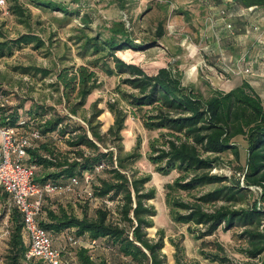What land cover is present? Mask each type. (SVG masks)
Returning a JSON list of instances; mask_svg holds the SVG:
<instances>
[{"label": "trees", "instance_id": "16d2710c", "mask_svg": "<svg viewBox=\"0 0 264 264\" xmlns=\"http://www.w3.org/2000/svg\"><path fill=\"white\" fill-rule=\"evenodd\" d=\"M117 1L123 9L130 0ZM6 3L12 14L29 28L33 12L28 4L60 9L65 22H71L74 14L80 15L79 9H68L52 0H6ZM255 4L264 7V0H235L238 7ZM81 22V33L74 39L79 43V55L86 61L63 66L50 84L60 93L58 103L64 102L68 113L52 112L42 102L31 105L28 115L24 116L20 112L24 105L15 109L0 105L1 125L15 126L26 132L37 128L41 133L40 138L33 139L26 159L27 163L36 165V181L64 184L77 176L80 187L85 188V177L90 173L93 193L102 200L95 215L90 216L87 208L80 215L62 204H53L48 199L50 195H46L39 215L40 224L54 237L75 233L87 240L97 239L108 249L117 246L132 264H168L164 230H158V238L149 235L157 215V208L148 203L156 196L155 188H147L152 176L140 175L138 169L134 170L142 155V140L138 139L133 151H126L124 144L123 130L129 113L135 117L138 110H142L146 127L160 130L159 136L150 141L147 157L158 172L169 174L178 170L180 174L174 179L173 187L190 196V199L172 197L169 200L173 218L192 225V233L203 239L205 245L208 242L204 238L215 235L220 229L228 231L239 227L238 236L246 242L244 252L248 259L235 262L218 241L215 242L217 252L202 253L220 264H264V101L261 95L244 80L230 90L213 88L205 97L194 85H186L182 72L170 65L149 72L139 63L120 56L122 50L141 47L124 20L114 21L106 29L108 33L95 34L87 31L91 29L92 20L82 16ZM165 33V22L161 21L157 36L162 38ZM0 37V57L12 55L16 46L29 43L35 48L46 46L45 40L31 30L7 39L0 27ZM61 59L64 61L66 56ZM22 70L44 76L52 73L47 67L24 66ZM99 70L120 77V96L107 102L114 121L106 131L99 120L106 111L99 106L102 100L96 99L88 110L86 108L91 94L102 85ZM123 100L130 109L121 105ZM71 114L80 116L84 122L75 120ZM22 118L26 119V124H20ZM63 139L71 147L68 152L58 145ZM100 164L105 167L98 171ZM227 166L231 174L214 171ZM104 172L107 175L101 174ZM257 186L262 190L254 188ZM104 199L113 201L114 205L109 207ZM5 207L11 214L8 264H46L39 256H27L29 244L21 212L8 203ZM113 213L119 214L118 220L113 219ZM172 243L176 248V263L186 264L183 242L172 239ZM90 247L93 246H68L75 264H108L105 259H96Z\"/></svg>", "mask_w": 264, "mask_h": 264}, {"label": "rangeland", "instance_id": "374dc122", "mask_svg": "<svg viewBox=\"0 0 264 264\" xmlns=\"http://www.w3.org/2000/svg\"><path fill=\"white\" fill-rule=\"evenodd\" d=\"M52 1L58 2L68 9H79L80 15L74 14L71 22H65L64 12L60 9H43L28 4L33 12L31 28H29L12 14L8 9V3L0 4V27L4 31L5 38H16L31 30L46 42V46L42 48H35L33 43L25 44L22 47L16 46L12 55L0 57V90H3L0 93V105L4 104L7 109H15L24 105L25 107L21 108L20 112L26 116L31 105L34 107V103L42 104L43 102L51 108L52 112L68 113L65 103H58L60 93L55 92L50 84L57 78V72L63 66L79 65L86 61L79 55V43L74 39L83 28L82 16L92 20L91 29H87L91 34L98 31L108 33L106 29L114 21L124 20L132 32V37L141 47L122 50L119 52L120 56L139 63L149 72L158 67L170 65L182 72L186 85H194L205 97L212 93L213 88L228 90L239 83L236 74L232 71H225L223 66L229 62L228 59L235 61V57L241 53L234 50L232 44L239 42V39H235V37L242 33L241 28L244 23L250 24V20L234 18L232 22L236 31L235 36L231 37L226 35V32H222V38L218 41L214 32L219 33L218 28H222L223 21L212 23L210 18L212 12H209L207 4L204 3L206 0H130L127 7L123 9L117 0ZM161 21L165 22L166 33L162 38H159L157 27ZM206 46L208 47L206 48ZM62 56H66L64 61L61 59ZM211 60L212 63H210ZM111 64L114 65L113 62ZM207 65L214 66L213 70L209 69ZM24 66L47 67L52 70V73L47 76L34 71L25 73L22 70ZM99 77L102 85L91 94L86 108L89 109L92 101L102 100L99 106L105 108L106 111L99 117V120L103 122L102 129L106 131L114 121V115L108 110L107 102L114 101L120 96L118 91L120 77L102 70H99ZM121 105L130 109L124 100L121 101ZM143 113L144 111L138 110L135 117L134 114L129 113L126 127L123 130L124 144L126 151H133L138 139L142 140L140 149L142 155L136 161L134 170L138 169L140 175L149 174L152 176L147 188H155L156 196L148 203L157 208V215L154 217L155 226L149 228V235L158 238V230H164L166 234L164 252L168 256V264H177L176 248L172 239L183 242L185 246L183 261L186 264H204V262L205 264H220L211 259L205 261L206 256L202 253L203 251L217 252L215 244L217 241L223 244L225 254L235 262L248 259L244 252L246 242L238 236L241 231L239 227L228 231L220 229L215 235L204 238L205 242H208L205 245L203 239L197 238L196 233H192L194 228L192 225L180 223L173 218L169 200L172 197L190 199V196L186 191L173 187L174 179L180 174L178 170L169 174L158 172L147 157L150 141L159 136L160 130L146 127ZM77 118L74 119L82 120L80 116ZM67 138L68 135H66ZM241 140L245 143L244 139ZM58 145L67 152L71 148L65 139L59 141ZM214 171L231 174L232 170L227 166ZM101 174L104 176L107 175V172ZM48 199L52 200L53 204H62L70 211L80 215L87 208L89 215L94 216L96 208L102 205L101 199L91 201L90 205H87L89 198L80 190L73 193L50 195ZM8 202L9 196H5L4 190L0 186V264H8L6 255L9 250L10 231L9 234L6 231L11 228V214L6 211L5 207ZM118 215L113 213V219L118 220ZM184 240H186V244ZM29 241L27 235L28 244ZM90 248H92L96 259H105L108 264H132L128 257L120 253L117 246L115 249H108L105 243H98ZM187 248L190 253L187 252ZM72 263L75 264V260H72Z\"/></svg>", "mask_w": 264, "mask_h": 264}, {"label": "built area", "instance_id": "2783aa9c", "mask_svg": "<svg viewBox=\"0 0 264 264\" xmlns=\"http://www.w3.org/2000/svg\"><path fill=\"white\" fill-rule=\"evenodd\" d=\"M232 7L235 5V0H226ZM0 4H6V0H0ZM260 5H250L243 8V14L251 16V14L260 10ZM216 13L210 16L212 23L215 15H219L225 20L227 35L234 37L236 31L232 20L230 8L228 6L215 9ZM250 29L257 31L260 40H264V30L260 23H251L247 25ZM225 35V34H224ZM216 40L220 41L222 38V32L215 33ZM225 71L234 73H250L253 71V62L249 60L246 53L239 56L235 64L230 65L228 62L225 64ZM77 118V116L72 115ZM84 122L83 120H81ZM26 119L22 118L20 124H26ZM41 133L36 129H32L30 132L21 131L15 126H6L0 124V186L9 196L8 205L10 207L15 206L21 212L24 232L29 236V251L27 256L29 258L34 256L41 257L46 264H62L63 251H66L67 246L62 248L55 243L54 235L42 226L39 222V215L41 213L42 203L46 195L73 193L76 190H80L85 193L91 201L99 200L95 197L93 189L91 187V181L93 180L92 174H86L85 180L87 186L85 188L80 187V180L77 176L72 177L66 183H55L47 181L44 183L38 182L34 179L36 165L33 163H27L28 148L32 146L33 139L40 138ZM105 167V164H100L97 170H101ZM242 179L244 175L240 173ZM255 189L262 190L261 187H254ZM104 202L109 207L114 205L113 201L104 199ZM113 212H115L113 210ZM9 234V229L6 231ZM65 238L68 245L79 246L89 245L95 246L98 244V240H87L83 236H77L75 233H67ZM71 252V251H70Z\"/></svg>", "mask_w": 264, "mask_h": 264}, {"label": "crops", "instance_id": "0c3cea01", "mask_svg": "<svg viewBox=\"0 0 264 264\" xmlns=\"http://www.w3.org/2000/svg\"><path fill=\"white\" fill-rule=\"evenodd\" d=\"M204 3L207 4V7L209 8V12L213 11V13H216L214 8L218 9L220 7L228 6L232 10L231 16L229 17L231 20H233L234 18L237 17L238 19H242V20H243V18H245L246 21L250 20L249 23L254 22V23H260L261 25L264 24V10H262V9H264V7H262L260 10L256 11L255 13L251 14V16L245 17V15L243 14L244 13L243 12V6H240L241 8L238 6H235V5H234L235 7H233V6L231 7L226 0H206ZM213 20L215 22L222 20L223 26L220 29L217 27L218 32H226L227 33L225 20H223L219 15H215V18ZM262 28L264 30V25H262ZM241 30H242V33L235 37V39H239V42L234 43L232 45L234 46V50H238V52H241L239 54V56L246 53L248 55L249 60L253 62L254 67H253V71L250 73H238V74L235 73L239 79V83L232 86L230 89L241 84L244 80H248L252 84V86L257 90V92L261 95V97L264 101V59H263L264 58V40H260L259 39L260 34L257 31L250 29L246 25V23H244ZM214 33H216V31ZM248 40H249V42H248ZM247 43H252V44H247ZM207 47L208 46H206V48ZM210 52L212 53V51H210ZM208 54L210 55V53H208ZM238 57H235L236 59L233 58L235 61H230L228 59V61H229L228 63L230 65L235 64ZM257 58H260V59L258 60ZM210 63H212V60ZM217 64L219 65V63H217ZM207 67L209 69H212V70L214 68V66H212V65H207ZM225 67L226 66H223L224 69H225ZM183 82H184V80H183ZM230 89H228V90H230ZM25 237H26V241H27V234H25ZM55 238L57 239V240L55 239V243L58 246H61L62 248L63 247L65 248L67 246V248H66L67 250L63 251V258H64L63 264H71L70 261L74 260L75 258H74V256H72L73 255L72 252H70L68 250L69 245H68V242H67L65 236L62 235V236L55 237ZM60 239L62 241L61 243H60ZM184 243L186 244V240H184ZM198 248H200L199 245H198ZM186 250L188 253H190L188 248ZM204 260L209 261V259H207V258H205ZM65 261L68 263H66ZM204 264H205V262H204Z\"/></svg>", "mask_w": 264, "mask_h": 264}]
</instances>
